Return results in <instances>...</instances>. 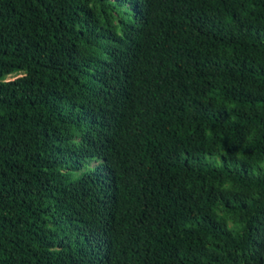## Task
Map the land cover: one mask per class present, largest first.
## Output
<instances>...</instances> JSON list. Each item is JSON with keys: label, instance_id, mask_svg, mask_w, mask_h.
I'll list each match as a JSON object with an SVG mask.
<instances>
[{"label": "trees", "instance_id": "1", "mask_svg": "<svg viewBox=\"0 0 264 264\" xmlns=\"http://www.w3.org/2000/svg\"><path fill=\"white\" fill-rule=\"evenodd\" d=\"M0 264H264V0H0Z\"/></svg>", "mask_w": 264, "mask_h": 264}]
</instances>
